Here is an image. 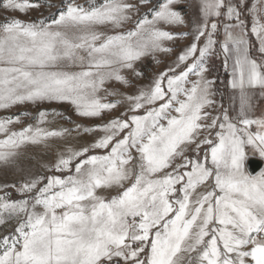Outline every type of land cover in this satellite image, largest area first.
<instances>
[{
  "label": "snow or ice",
  "instance_id": "obj_1",
  "mask_svg": "<svg viewBox=\"0 0 264 264\" xmlns=\"http://www.w3.org/2000/svg\"><path fill=\"white\" fill-rule=\"evenodd\" d=\"M254 158L264 0H0V264H264Z\"/></svg>",
  "mask_w": 264,
  "mask_h": 264
},
{
  "label": "water",
  "instance_id": "obj_2",
  "mask_svg": "<svg viewBox=\"0 0 264 264\" xmlns=\"http://www.w3.org/2000/svg\"><path fill=\"white\" fill-rule=\"evenodd\" d=\"M261 166H262V162L260 161V160H258V159H253V162H252V164L249 166V168L251 169V170H258L259 168H261Z\"/></svg>",
  "mask_w": 264,
  "mask_h": 264
},
{
  "label": "rangeland",
  "instance_id": "obj_3",
  "mask_svg": "<svg viewBox=\"0 0 264 264\" xmlns=\"http://www.w3.org/2000/svg\"><path fill=\"white\" fill-rule=\"evenodd\" d=\"M34 15H35V14H34ZM22 18H23V17H22ZM15 111H18V109H13V112H15ZM255 159H258V160H259V158H255ZM261 168H264V164H262ZM261 168H259L258 170H253V171L258 172ZM249 169H250V168H249ZM250 171H251V169H250Z\"/></svg>",
  "mask_w": 264,
  "mask_h": 264
},
{
  "label": "crops",
  "instance_id": "obj_4",
  "mask_svg": "<svg viewBox=\"0 0 264 264\" xmlns=\"http://www.w3.org/2000/svg\"><path fill=\"white\" fill-rule=\"evenodd\" d=\"M261 161V160H260ZM262 162V164H264V161H261Z\"/></svg>",
  "mask_w": 264,
  "mask_h": 264
}]
</instances>
